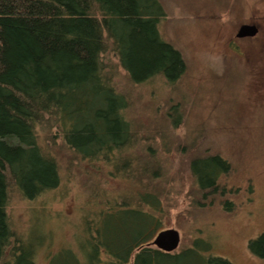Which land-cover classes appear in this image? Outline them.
<instances>
[{
    "label": "rangeland",
    "instance_id": "1",
    "mask_svg": "<svg viewBox=\"0 0 264 264\" xmlns=\"http://www.w3.org/2000/svg\"><path fill=\"white\" fill-rule=\"evenodd\" d=\"M158 1L160 33L184 57L186 73L171 84L158 77L136 85L109 59L136 137L134 152L120 161L125 171L81 159L57 129L42 139L58 163L59 186L32 200L13 191L8 203L11 248L23 242L37 264L77 248L101 210L132 200L140 182L162 195L165 228L181 235L176 252L201 241L204 255L264 264L249 247L264 234V0ZM245 24H257L258 36L238 39ZM207 155L230 164L219 183L224 197L203 200L193 184L190 162ZM139 164L152 171L140 174Z\"/></svg>",
    "mask_w": 264,
    "mask_h": 264
},
{
    "label": "trees",
    "instance_id": "2",
    "mask_svg": "<svg viewBox=\"0 0 264 264\" xmlns=\"http://www.w3.org/2000/svg\"><path fill=\"white\" fill-rule=\"evenodd\" d=\"M164 17L158 0H0V264H37L23 242L11 248L8 203L13 191L32 200L59 186L58 163L40 144L54 129L81 159L126 170L120 161L136 137L108 61L116 58L132 84L179 81L187 66L160 33ZM229 168L218 155L190 162L203 200L226 195L219 183ZM137 171L152 170L139 164ZM140 184L132 200L102 209L85 240L50 255L49 264H231L204 255L201 241L174 253L151 246L166 229L162 195ZM249 247L264 260V234Z\"/></svg>",
    "mask_w": 264,
    "mask_h": 264
},
{
    "label": "water",
    "instance_id": "3",
    "mask_svg": "<svg viewBox=\"0 0 264 264\" xmlns=\"http://www.w3.org/2000/svg\"><path fill=\"white\" fill-rule=\"evenodd\" d=\"M259 33V28L257 25L245 24L239 29L237 37L240 39L253 38ZM181 245V235L176 229H165L159 232L154 240L151 242V246L156 247L165 253L176 252Z\"/></svg>",
    "mask_w": 264,
    "mask_h": 264
},
{
    "label": "flooded vegetation",
    "instance_id": "4",
    "mask_svg": "<svg viewBox=\"0 0 264 264\" xmlns=\"http://www.w3.org/2000/svg\"><path fill=\"white\" fill-rule=\"evenodd\" d=\"M250 25H252V24H250ZM257 25V24H256ZM237 35V34H236ZM258 36V34L255 36V37H257ZM255 37H253V38H255ZM238 38V37H237ZM238 39H240V38H238ZM244 39H247V38H244ZM249 39H251V38H249ZM241 40V39H240Z\"/></svg>",
    "mask_w": 264,
    "mask_h": 264
}]
</instances>
